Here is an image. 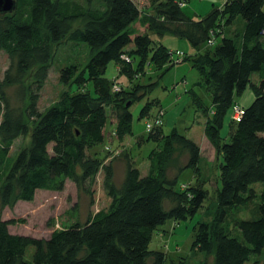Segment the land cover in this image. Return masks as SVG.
I'll return each instance as SVG.
<instances>
[{
	"label": "trees",
	"instance_id": "obj_1",
	"mask_svg": "<svg viewBox=\"0 0 264 264\" xmlns=\"http://www.w3.org/2000/svg\"><path fill=\"white\" fill-rule=\"evenodd\" d=\"M149 1L153 11L144 14L135 0H99V6L90 7L72 0H15L12 12L0 13V50L10 61L0 82L1 205L13 198L32 201L40 189L61 191L66 179L81 187L100 172L110 199L84 223L54 229L47 238L12 233L9 225L21 220L0 219V264H176L162 250L150 249L149 242L168 219L193 215L202 205V186L208 180L202 176L199 144L176 128L163 132L165 110L156 99L139 113L146 118V140L157 144L148 153L145 174L125 154L124 175L117 184L115 157L106 162V154L98 158L94 147L106 138L122 141L132 133L130 106L158 84L157 79L140 84V77L186 60L199 74L195 84L210 96L207 105L193 88L187 90L205 116L204 134L218 153L215 178L220 182L212 218L198 222L192 249L212 255L213 264H264V0H226L198 19L183 12L179 3L186 0ZM238 16L243 23L235 21ZM234 22L239 28L232 34L226 27ZM211 32L215 42L207 45ZM166 34L187 40L194 51L176 61L177 54L160 41ZM57 44L86 47V62L79 67L71 59L60 67L58 78L66 89L49 107L39 111L32 96L25 111L15 110L6 88L21 83L35 67L40 87ZM109 63L114 64L115 77L106 76ZM114 84L120 88L114 90ZM248 86L254 98L248 106L241 105L239 120L230 117L229 140L224 142V117L229 109L232 114L236 96ZM159 111L161 124L147 129ZM108 121L111 131L106 130ZM22 135L30 136V144L13 158L8 156L13 141ZM104 148L110 151V146ZM176 149L186 153L187 160L169 175L167 163ZM185 167L195 169L197 182L177 188ZM255 199L256 212L241 218L240 211ZM28 246L34 247L31 260L24 257Z\"/></svg>",
	"mask_w": 264,
	"mask_h": 264
},
{
	"label": "rangeland",
	"instance_id": "obj_2",
	"mask_svg": "<svg viewBox=\"0 0 264 264\" xmlns=\"http://www.w3.org/2000/svg\"><path fill=\"white\" fill-rule=\"evenodd\" d=\"M76 4L82 6H99V0H72ZM141 8L142 14L151 13L153 11V3L149 0H135ZM222 4V0H186L182 10L191 18L198 19L206 16L212 8ZM264 7V6H263ZM240 23L244 22L241 17H237ZM239 23L234 22L233 25L226 27L227 31L232 34L237 32ZM154 37V36H153ZM159 40V38H157ZM169 48L176 53V50L184 53H191L194 49L187 40L178 38L170 34L163 36V41ZM176 45V46H175ZM54 53L52 55L51 65L49 66L46 80L38 87L36 85L35 71L36 68L28 70L19 84L10 85L6 88V94L9 104L20 110L29 106L30 98L36 96V107L39 111H43L54 103L62 94L66 86L59 81V69L66 65L71 59H75L78 66L81 67L87 60V49L84 46L71 47V45L57 44L53 45ZM9 58L5 51L0 50V82L9 66ZM116 70L113 63H109L106 76L113 77ZM162 74V75H161ZM255 74L252 75L254 79ZM157 79L158 84L143 99L135 101L130 110L132 113V133L126 135L122 143L119 144L117 139L110 141L106 138L103 143L94 147L97 151V157L103 158L106 154L105 161L113 160L114 177L117 184L122 179L123 168L125 167L124 155L128 154L134 160L136 166L142 174H145L148 168V153L157 144L155 141L146 140L147 130L145 128L146 118H140L141 108L151 100H159L160 106L165 110L162 126L163 132L168 133L172 128H176L180 133L187 137L194 138L202 147L201 172L203 178L208 180L202 186L206 192L205 198L200 208L193 214H187L183 219L176 221L167 220L158 229L154 230L152 238L149 242V248L162 250L166 253L168 259L173 260L176 264H198L205 261L207 264H213V256L192 249V242L197 224L201 220H211L213 206L216 203V187L220 185L215 173H218L219 156L215 147L205 138L203 124L205 116L202 111L197 109L192 103L189 92L193 88L202 96L205 104H210V96L204 86H197L195 83L199 79V74L188 60L176 63L165 72L154 71L147 73L138 79V83L147 84ZM183 79L184 82H181ZM122 83L127 80L123 79ZM254 95L248 86L235 100L238 104L248 106L253 100ZM153 113L156 107L151 110ZM2 112V111H1ZM0 112V119L2 113ZM231 109L228 110L223 120V126L220 130L221 137L224 142L229 140ZM25 121L30 125L32 119L24 114ZM112 124L108 121L106 130H112ZM143 137V142H138L139 137ZM30 144V136L22 135L17 137L8 152V156L14 157L15 154L25 146ZM104 145L110 146V151L104 148ZM187 160L186 153L180 149H176L174 156L167 163L169 175L175 174L177 170L185 164ZM195 169L193 167H185L178 174L176 187L179 188L181 183L190 182L196 184L197 179L194 176ZM103 173H98L84 186H76L73 181L66 179L64 189L61 191L53 190H37L32 201H21L11 199L10 203L2 206L0 203V219L14 218L18 221L9 225L12 233L30 235L39 238H47L54 229L64 228L75 221L84 223L89 214L100 208L108 206L110 199L102 186ZM256 183L255 185H258ZM259 187H257V190ZM258 199L249 203L247 209L240 211L239 216L243 219L250 218L252 213L256 212ZM235 232V229H233ZM34 247L28 246L25 251V259L31 260ZM260 260L264 262V253L260 256ZM245 264H249L246 262Z\"/></svg>",
	"mask_w": 264,
	"mask_h": 264
},
{
	"label": "built area",
	"instance_id": "obj_3",
	"mask_svg": "<svg viewBox=\"0 0 264 264\" xmlns=\"http://www.w3.org/2000/svg\"><path fill=\"white\" fill-rule=\"evenodd\" d=\"M225 1H226V0H222V4H223ZM184 3H185V2H180L179 4H180L181 6H183ZM261 32H262V34L264 35V27L262 28ZM214 42H215V39H214V37H213V33L211 32V35H210V37L207 39V43H206V44H207V45H213ZM176 54H177V56H178V58H177L176 61H179V59L183 57L184 52H183V51H178V50H176ZM122 57L125 58L126 60H128V57H126V56H122ZM119 88H120L119 85H117V84H114V85H113V89H114V90H118ZM243 111H244V109H243V107H242L240 104H238V103H234V104H232V114H231L232 119H233V120H239L240 117H241L242 114H243ZM162 116H163V112H162V111H159V112H158V115L156 116V118L154 119L153 122H151V121H150V122H147V124H146L147 129H150V128L153 127L154 125H159V124H161V122H162ZM183 186H185V185H183Z\"/></svg>",
	"mask_w": 264,
	"mask_h": 264
},
{
	"label": "water",
	"instance_id": "obj_4",
	"mask_svg": "<svg viewBox=\"0 0 264 264\" xmlns=\"http://www.w3.org/2000/svg\"><path fill=\"white\" fill-rule=\"evenodd\" d=\"M14 8L15 0H0V13H10L14 10Z\"/></svg>",
	"mask_w": 264,
	"mask_h": 264
},
{
	"label": "crops",
	"instance_id": "obj_5",
	"mask_svg": "<svg viewBox=\"0 0 264 264\" xmlns=\"http://www.w3.org/2000/svg\"><path fill=\"white\" fill-rule=\"evenodd\" d=\"M160 41L162 42L163 41V37H160ZM162 44L165 46V47H167V48H169V45H167L166 43H164V42H162ZM176 46V45H175ZM170 49V48H169ZM171 50V49H170ZM194 51V50H193ZM117 75V72H116V74L115 75H113V77H115ZM253 78V77H252ZM123 79H124V76H122V75H120V77H119V80L120 81H123ZM255 82H256V80H257V77H256V75L254 76V79H253ZM251 89V88H250ZM251 91H252V89H251ZM252 93H253V91H252ZM253 95H254V93H253ZM243 107H244V105H242ZM205 121V120H204ZM203 130H204V124H203ZM205 138H203V139H207L206 138V136H204ZM190 138H192V137H190ZM125 139V138H124ZM123 139V140H124ZM193 140H195L194 138H192ZM123 140L122 141H119V144L120 143H122L123 142ZM196 141V140H195ZM209 141V140H208ZM197 142V141H196ZM198 144H199V146H200V148L202 149V147H201V145H200V143L199 142H197ZM201 152H202V150H201ZM125 168V167H124ZM124 168H123V172H122V178H123V175H124ZM148 169V168H147ZM147 172V171H146ZM122 180V179H121ZM121 182V181H120Z\"/></svg>",
	"mask_w": 264,
	"mask_h": 264
}]
</instances>
